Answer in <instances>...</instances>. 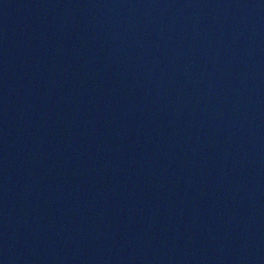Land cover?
Returning a JSON list of instances; mask_svg holds the SVG:
<instances>
[{
    "label": "water",
    "instance_id": "95a60500",
    "mask_svg": "<svg viewBox=\"0 0 264 264\" xmlns=\"http://www.w3.org/2000/svg\"><path fill=\"white\" fill-rule=\"evenodd\" d=\"M0 264H264V0H0Z\"/></svg>",
    "mask_w": 264,
    "mask_h": 264
}]
</instances>
